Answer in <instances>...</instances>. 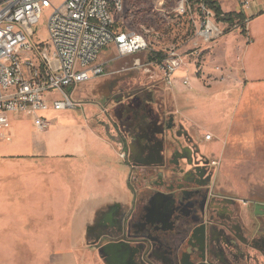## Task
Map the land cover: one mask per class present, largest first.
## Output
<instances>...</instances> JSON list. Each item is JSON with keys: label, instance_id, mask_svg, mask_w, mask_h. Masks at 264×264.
Masks as SVG:
<instances>
[{"label": "rangeland", "instance_id": "1", "mask_svg": "<svg viewBox=\"0 0 264 264\" xmlns=\"http://www.w3.org/2000/svg\"><path fill=\"white\" fill-rule=\"evenodd\" d=\"M181 1L124 0V12L115 16V27L144 33L147 47L127 56H119L113 46L104 47L98 61L105 62V73L79 85L73 95L77 106L59 111L49 109L46 114H49L47 118L51 121L52 128L44 132L35 129L29 111L14 113L15 121L11 128L15 132L5 142L13 143L12 145L25 144L24 147L16 149L22 152L32 150L35 143L43 144L50 140H54L61 147L71 148L75 141L82 140L77 135L82 134L83 137L86 121L89 124L91 122L92 127L99 129L112 141L121 143L119 137L123 136L130 140L126 136L125 127L132 123V116L125 115L122 108L124 104L137 107L140 99L133 101L130 98L132 94L138 93L145 97L149 93L150 103L146 106L149 119L146 128L156 143L163 139L160 116L168 111L173 112L184 127L193 133L211 159L217 161L215 172L224 194L235 196L240 204L264 202V157H255L246 149L229 145L225 156L219 158L220 144L222 145V141L229 134L226 121L230 109H227L225 103L221 106L216 104L215 85L212 83L214 78L206 75L215 69V61L219 55L214 47L219 38L239 28L229 29L226 33V24L216 20L223 34L205 42L197 33L201 14L199 1L183 0L188 8L186 13L180 14L177 7ZM52 2L58 5L61 0ZM45 17L46 13H43L39 23L33 28L37 29L40 37H46ZM156 54L160 57H156ZM158 59H161L160 62ZM173 59L179 65L170 71L167 65ZM116 77L120 80L114 81ZM108 96L113 98L109 100ZM122 96L126 99L120 103L119 98ZM207 134L211 135L210 139H205ZM51 135L54 137L50 138ZM216 137L220 138L221 143ZM84 151L75 154L82 157ZM93 151L85 152L95 162L102 154H98L97 150ZM108 160L110 166L126 169L130 188L129 165L116 156L108 157ZM98 172L100 173L99 169H96L95 174ZM133 177L132 174V179ZM103 221L98 217L95 227L101 226ZM95 227L90 229L89 242L78 245V249L91 250L105 264L101 251L93 244V237L101 235L94 231ZM2 235L0 234V240L4 239ZM61 247L62 245L57 244L0 243V261L4 264H28L42 253V256L45 255L46 264H49L51 255L64 249Z\"/></svg>", "mask_w": 264, "mask_h": 264}, {"label": "crops", "instance_id": "2", "mask_svg": "<svg viewBox=\"0 0 264 264\" xmlns=\"http://www.w3.org/2000/svg\"><path fill=\"white\" fill-rule=\"evenodd\" d=\"M217 1L224 12L242 11L249 18L245 34L234 30L219 38L215 69L206 73L214 78L216 104L230 109L229 134L220 144L219 158L229 145L264 157V0H249L248 8L242 7L243 0ZM90 124L86 121L83 137L77 135L82 140L71 148L50 140L22 152L16 149L23 143H0V243L72 245L53 253L49 264H103L78 245L89 242L98 217L103 221L111 207L128 206L131 192L126 169L109 165L108 157L122 158L121 143ZM50 127L51 121L46 129H35ZM14 132L12 127L10 134ZM84 150L102 155L94 162ZM41 254L28 264H46Z\"/></svg>", "mask_w": 264, "mask_h": 264}, {"label": "flooded vegetation", "instance_id": "3", "mask_svg": "<svg viewBox=\"0 0 264 264\" xmlns=\"http://www.w3.org/2000/svg\"><path fill=\"white\" fill-rule=\"evenodd\" d=\"M130 98L140 99L122 108L132 116L125 127L130 140L119 139L131 200L94 226L104 263L264 264V207H256L264 202L240 204L224 194L216 165L173 112L160 116L163 139L156 143L146 128L150 94Z\"/></svg>", "mask_w": 264, "mask_h": 264}, {"label": "built area", "instance_id": "4", "mask_svg": "<svg viewBox=\"0 0 264 264\" xmlns=\"http://www.w3.org/2000/svg\"><path fill=\"white\" fill-rule=\"evenodd\" d=\"M205 1H199L197 33L210 42L223 31ZM241 5L248 8L250 1ZM124 8V0H61L58 5L52 0H0V143L10 139L14 113L29 111L34 126L44 130L49 109L77 106L73 95L79 85L105 73V62L98 61L104 47L113 46L119 56L147 47L144 33L115 27V16ZM187 8L183 0L177 7L180 14ZM43 13L46 37L33 30ZM248 19L245 15L243 22ZM232 28L241 30L238 22ZM178 65L173 59L167 67L173 71Z\"/></svg>", "mask_w": 264, "mask_h": 264}, {"label": "trees", "instance_id": "5", "mask_svg": "<svg viewBox=\"0 0 264 264\" xmlns=\"http://www.w3.org/2000/svg\"><path fill=\"white\" fill-rule=\"evenodd\" d=\"M200 1V0H195ZM206 5L211 8L214 11L215 19L217 21H220L222 23L226 24V27L228 28L226 30V33L230 31L229 29H233L232 26L235 24V22H238V24L241 27L240 32L242 34H245V26L246 24L243 22L245 18V14L242 11H230V12H224L221 9V6L217 0H206ZM156 57H160L159 54H156ZM151 59H156L155 57H151ZM161 59H158L160 62Z\"/></svg>", "mask_w": 264, "mask_h": 264}, {"label": "water", "instance_id": "6", "mask_svg": "<svg viewBox=\"0 0 264 264\" xmlns=\"http://www.w3.org/2000/svg\"><path fill=\"white\" fill-rule=\"evenodd\" d=\"M256 207H264V205H259V204H257Z\"/></svg>", "mask_w": 264, "mask_h": 264}]
</instances>
